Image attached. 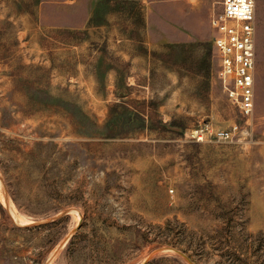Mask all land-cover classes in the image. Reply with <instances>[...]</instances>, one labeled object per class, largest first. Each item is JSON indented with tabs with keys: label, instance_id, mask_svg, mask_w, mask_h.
I'll return each mask as SVG.
<instances>
[{
	"label": "rangeland",
	"instance_id": "374dc122",
	"mask_svg": "<svg viewBox=\"0 0 264 264\" xmlns=\"http://www.w3.org/2000/svg\"><path fill=\"white\" fill-rule=\"evenodd\" d=\"M219 10L0 0V264H143L163 246L264 264V0L247 115L217 78ZM204 122L238 132L193 141Z\"/></svg>",
	"mask_w": 264,
	"mask_h": 264
},
{
	"label": "built area",
	"instance_id": "2783aa9c",
	"mask_svg": "<svg viewBox=\"0 0 264 264\" xmlns=\"http://www.w3.org/2000/svg\"><path fill=\"white\" fill-rule=\"evenodd\" d=\"M216 3L220 10L211 18L210 28L217 78L227 99L247 115L252 111L254 96L255 0H216ZM237 132V125L222 130L204 122L191 130L190 137L195 142H203L205 137H209L225 143L232 141Z\"/></svg>",
	"mask_w": 264,
	"mask_h": 264
},
{
	"label": "water",
	"instance_id": "95a60500",
	"mask_svg": "<svg viewBox=\"0 0 264 264\" xmlns=\"http://www.w3.org/2000/svg\"><path fill=\"white\" fill-rule=\"evenodd\" d=\"M161 253H172L176 256H178L179 258H181L186 264H195L191 258H189L185 253L177 250L174 247L171 246H163L160 248L155 249L154 251H152L144 260L143 264H147L149 263V261L156 255L161 254Z\"/></svg>",
	"mask_w": 264,
	"mask_h": 264
},
{
	"label": "bare ground",
	"instance_id": "6f19581e",
	"mask_svg": "<svg viewBox=\"0 0 264 264\" xmlns=\"http://www.w3.org/2000/svg\"><path fill=\"white\" fill-rule=\"evenodd\" d=\"M2 189H3V188H2ZM0 195H1V194H0ZM3 195H4V194H3ZM1 197H2V196H1ZM6 198H7V197H6ZM4 199H5V198H4ZM4 199H3V200H4ZM8 204H9V202H8Z\"/></svg>",
	"mask_w": 264,
	"mask_h": 264
}]
</instances>
